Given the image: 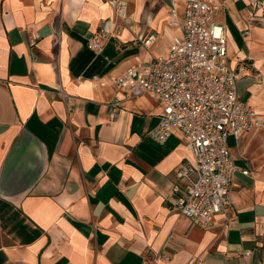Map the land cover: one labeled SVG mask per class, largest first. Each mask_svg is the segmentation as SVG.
Returning a JSON list of instances; mask_svg holds the SVG:
<instances>
[{"label":"crops","instance_id":"crops-1","mask_svg":"<svg viewBox=\"0 0 264 264\" xmlns=\"http://www.w3.org/2000/svg\"><path fill=\"white\" fill-rule=\"evenodd\" d=\"M119 2L0 0V264H264V130L228 139L229 214L180 215L170 189L192 155L149 138L162 105L116 80L181 31L170 0ZM250 19L248 0L218 16L238 96L264 115V15Z\"/></svg>","mask_w":264,"mask_h":264},{"label":"built area","instance_id":"built-area-1","mask_svg":"<svg viewBox=\"0 0 264 264\" xmlns=\"http://www.w3.org/2000/svg\"><path fill=\"white\" fill-rule=\"evenodd\" d=\"M119 6V0H107ZM169 24L181 36L168 54L127 69L116 80L118 89L131 97L149 94L162 105L159 122L148 131L158 144L177 136L192 155L172 184L177 195L175 210L207 226L215 217L228 215L235 166L228 139L254 129L264 130V115L243 102L237 92L239 73L230 67L226 30L218 21L225 0H170ZM251 21L264 15V0H248ZM109 23L88 41V49L100 52L109 36ZM149 41L147 42V44ZM119 103L110 106L111 117ZM249 175L248 171L242 172ZM250 254V253H248Z\"/></svg>","mask_w":264,"mask_h":264}]
</instances>
